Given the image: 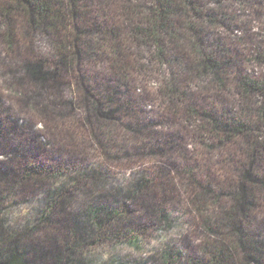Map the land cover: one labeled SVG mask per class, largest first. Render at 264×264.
<instances>
[{
	"label": "rangeland",
	"instance_id": "rangeland-1",
	"mask_svg": "<svg viewBox=\"0 0 264 264\" xmlns=\"http://www.w3.org/2000/svg\"><path fill=\"white\" fill-rule=\"evenodd\" d=\"M86 2L94 16L114 6L112 2L133 4L144 14L151 7L150 0ZM196 2L194 10L187 8L177 15L176 40H165L167 55L182 58L169 66L156 63L153 49L132 34L136 24L120 22L123 41H128L125 52L144 64L130 75L136 86L129 87L114 79L113 60L107 61L102 44L93 57L85 56L80 67L68 72L63 86L45 90V84L7 52L0 27V230L11 235L35 227L42 210L55 199L57 204L51 205L55 206V224L44 225L34 238L49 239L55 246L68 244L74 264H165V254L172 249L205 255L207 234L195 225L197 207L189 208L195 191L186 173L197 169L196 177L205 184V171L217 177L225 158L223 150L199 143L203 123L197 117L190 122L187 112L243 111L257 118L264 96L245 102L238 80L248 75L264 82V64L257 60L264 52L260 49L264 48V0ZM209 10L221 13L220 19H210ZM197 37L202 45L193 49L191 42ZM23 42L26 48L27 40ZM49 43L44 36L36 42L38 50L45 52ZM203 47L208 54L218 52L214 59L224 63L220 85L213 83L212 75L196 73ZM172 78L179 79L183 102L170 105L161 94ZM81 81L105 101L108 116H97L92 124L87 121L89 110ZM65 127H70L69 132ZM97 130L104 136L101 143L95 136ZM152 162L157 163L152 176L158 186L134 199L146 164ZM26 167H38L42 175L28 179L21 175ZM258 170L264 180V161ZM217 185L213 183L219 194ZM260 192L264 200V189ZM104 206L120 217L106 223L100 236L94 233L89 214ZM161 210H165L164 219L158 214ZM207 214L216 212L210 209ZM254 214L249 232L254 230L256 237L264 239V202ZM131 231L139 243L130 241ZM21 239L31 249L32 241ZM50 259L45 257L39 264H50Z\"/></svg>",
	"mask_w": 264,
	"mask_h": 264
},
{
	"label": "trees",
	"instance_id": "trees-1",
	"mask_svg": "<svg viewBox=\"0 0 264 264\" xmlns=\"http://www.w3.org/2000/svg\"><path fill=\"white\" fill-rule=\"evenodd\" d=\"M86 1L3 0L0 4V27L4 29L2 39L6 43L7 52L13 58L17 56L22 68L45 84L42 86L45 90L55 91L57 87L63 86L68 72L76 65L80 67L85 56L93 57L102 44L105 45L107 61L113 60L111 71L116 73L114 79L118 84L136 86L130 75L139 67H144V64L140 58L133 60V56L129 57L125 52L124 45L128 41H123L121 21H131L130 25L133 27L136 24V28H132V34L144 39L153 49V60L159 65L176 64L177 59L182 60L180 57L167 55L165 40H174L177 15L187 8L194 10L197 0H184L181 3L183 8L175 0H150L151 7L145 14L133 4L112 2L114 6L109 5L105 11L99 10L100 15L95 16L89 11L90 5ZM221 15L212 10L208 12L210 19L213 18L215 22ZM190 31L193 32L192 29ZM40 36L47 37L50 41L46 52L38 50L36 42ZM23 39L27 40L26 48L21 45L24 43ZM195 39L196 43L191 42L193 49L202 45L198 37ZM260 49L264 51L263 47ZM199 53L202 57L197 62V75H212L214 84L216 81L218 85L222 84L224 63L214 59V53L218 52L208 54L203 47ZM257 60L264 64V52ZM178 80L172 78L167 82L165 91L161 94L170 105L183 102V92L181 93ZM81 83L89 110L88 123H94L97 116H108L104 113L105 101L93 95L92 88L87 87L86 83ZM238 90L245 102L253 103L258 97L264 96V82L253 76H242L238 80ZM256 111V119H253L254 115L242 114L243 111L234 114L227 111L229 115L198 110L187 112L190 122L197 117L203 123L202 129H199L202 134L199 143L205 148L223 150L221 155L225 159L217 177H211L209 171H205L208 176L203 180L205 184L196 177L197 169L186 173L190 186L195 191L190 196L192 206L189 208L197 207L195 225L207 234V244L203 248L205 255L172 249L165 254V264H264V239L256 237L254 230L253 234L249 232V224L255 218V208L264 202L260 192L261 188L264 189V180L260 179L262 172L258 170V165L261 166L264 161V135L261 133L264 131V106L261 105ZM66 129L69 132L70 127ZM95 134L101 143L104 136L99 130ZM156 164H146L148 169L133 193L134 199L150 194L151 188L158 186L156 177L152 176ZM21 175L29 179L42 174L38 167H26ZM213 183L218 184L219 194L214 192ZM54 204H57L55 199L47 203L33 228L11 235L5 233L4 229L0 230V264H39L40 260L48 256H51L50 264H74L73 253L68 244L55 246L54 241L50 242L49 239L40 241L34 238L44 225L55 224V206H51ZM210 209H214L216 214H207ZM164 211L161 210L158 214L163 215ZM89 215L95 226L94 233L100 236H103L102 229L106 223L111 222L113 217H120L116 210L108 206L95 207ZM21 236L32 241L31 249L22 244ZM128 238L139 243V237L133 231L128 233Z\"/></svg>",
	"mask_w": 264,
	"mask_h": 264
}]
</instances>
